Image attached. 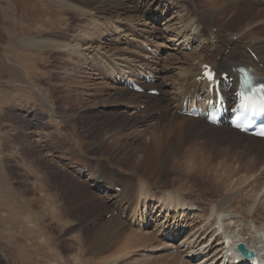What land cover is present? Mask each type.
<instances>
[{
	"label": "rangeland",
	"instance_id": "rangeland-1",
	"mask_svg": "<svg viewBox=\"0 0 264 264\" xmlns=\"http://www.w3.org/2000/svg\"><path fill=\"white\" fill-rule=\"evenodd\" d=\"M60 1L63 5L51 0H0V264H209L203 257L211 259L217 246L196 261L198 253L188 248L197 238L189 239L201 227L200 216L229 198L231 213L243 215L248 210L246 220L260 227L264 185L255 184L257 175L239 183L244 174H232L221 158L208 163V154L198 158V167L172 163L145 174L149 170L136 165L144 158L136 134L149 141L159 117L170 107L176 111L184 82L178 78L186 70L187 56L197 57L196 63L198 56L207 62L215 58L217 40L199 35L196 24L189 33L187 24L194 22L200 8L216 16L223 6L213 8L209 0L159 4L148 0L142 6L135 0H91L93 6L87 5L90 0ZM117 1L127 8L113 6ZM236 1L226 0L224 8ZM261 7L264 2L252 14ZM26 37L48 40L49 46L24 47L21 40ZM238 38L235 35L234 41ZM260 39L253 43L263 45L264 38ZM50 41L69 46L51 47ZM146 46L160 49L152 59L155 63L143 58L149 55ZM144 64L157 77L151 86L163 89L154 100L113 82L126 71L131 78L135 65ZM121 91L128 93L121 96ZM117 97L120 101L112 104ZM176 97V104L170 102ZM160 100L162 104L152 109ZM132 106H139L136 113ZM112 119L128 123L116 126ZM108 133L116 136H104ZM115 137L120 141L114 147L110 141ZM203 139L194 138L184 147ZM228 175L229 184L219 181ZM139 187L146 196L142 205L119 194L137 193ZM164 195L179 196L188 210L163 208ZM118 196L122 202L116 210ZM123 208L127 213L122 218ZM112 217L123 229L104 236L100 228ZM175 220L180 221L176 227ZM168 226L185 231L179 242L182 232L161 240ZM200 240L201 250L212 241Z\"/></svg>",
	"mask_w": 264,
	"mask_h": 264
},
{
	"label": "bare ground",
	"instance_id": "bare-ground-1",
	"mask_svg": "<svg viewBox=\"0 0 264 264\" xmlns=\"http://www.w3.org/2000/svg\"><path fill=\"white\" fill-rule=\"evenodd\" d=\"M51 1H53L56 4L57 2H59L60 5H63L64 3L63 1H60V0H51ZM163 1L165 0H153L155 4H159ZM206 1L208 2V0ZM225 1L226 0L224 1L223 0H209L210 3L214 4V5L211 4L213 8H216L217 5L223 6L222 10L218 13V15L214 16L211 12H208L205 9L200 8L198 10V13L194 17V22L190 24V22L187 21L188 22L187 25H189L188 27L189 33L192 31V28H194L196 24L197 28L200 27V32L199 33L197 32L199 35L204 36V34H209L208 35L209 39L213 36V39L217 40L218 45H217L216 50L212 52L215 58L214 59L210 58L209 59L210 62H207L206 60L202 61V57L198 56L199 60L196 63L195 61H197V57L195 56L193 57V55L187 56L188 58L186 59L187 60L186 70L185 72H182L178 78V81L181 79L182 81H184L182 85L183 92L181 94L184 99L187 97L195 96L199 90L202 91V89L206 86L207 82L203 77L202 71L199 70V68L202 67L203 64L211 65L217 71L218 76L223 73H228L229 76L232 77L233 79L231 83L233 91L236 90V88L238 87V73L234 72L233 70L234 67L252 66L257 69V72H258L257 74L259 76L264 77V43L263 45H260V46L253 43V41L261 40L260 38H264L263 37L264 35V7L257 8V9H260L259 12L252 14V12L255 11L254 9H256V7L259 6L262 2H264V0H237L235 3L231 5L229 4V6L224 8L225 5H223V3ZM147 2L148 0H135V3H138L137 6L146 5ZM93 4L94 2L91 0L87 2L88 6H93ZM113 6L123 7L124 9L127 8V6L125 5V2H121V1L119 2L117 1V4L113 3ZM214 29H216L215 33L213 31ZM235 35L239 36L237 41H234ZM245 39L249 40V42L245 43L244 42ZM47 42L49 41L44 40V39H35L33 37H26L23 40H21V44L24 47H27V48L29 47V48H34V49L47 48V46H49ZM51 43H52V45H50L51 47H58L60 49L69 46V44H66L65 42L64 43L63 42H51ZM206 45L209 46V43L207 42V44L205 43L204 45H202L201 52H205L204 50L207 49ZM248 47H250L253 50V52L256 53V56L259 59L258 62L249 54V52L247 51ZM72 48H75V46L74 47L72 46ZM72 48L70 47V50ZM157 50L159 51L160 49L158 48ZM154 52L157 53V51H154ZM72 64H75L76 66L78 62L77 63L73 62ZM197 69L199 71L195 72ZM118 72L122 73V70L121 71L118 70ZM125 73H127V71ZM125 73L123 74L125 75ZM143 73L146 74V72L144 71ZM143 73H140V74H143ZM129 74H132V73H129ZM124 75L121 74V78H125L126 75L125 76ZM112 77L113 79L118 78V76L116 77L115 75H111L110 78L112 79ZM131 78H133V76ZM113 82L116 83L117 81L113 80ZM146 86H149L152 88V89L148 88L149 90H154V88L151 85H146ZM122 89L130 91V89L126 87V84H123ZM128 91H121L120 95L122 96L123 94L128 93ZM158 91L160 92V95H161V92L163 91V89L161 88ZM150 97L152 100H154L152 96H149V98ZM120 99L121 98L119 97L111 99V100H114L112 104L119 102ZM178 99L179 98L176 97L172 99L170 102H173L176 104ZM159 102L162 104L161 100L155 101L153 103L152 109H156ZM132 107L135 110L134 113H136L138 111L139 106L138 107L132 106ZM177 107H178L177 105H174V108H176L175 112H173V108L170 107V109H167L166 112L163 113V115L159 117L158 119L159 127H157V130L150 132V134L148 135L149 141L142 140L143 139L142 137L144 136V134L141 137L138 136L139 134H136L138 141L141 143L144 149V152H143L144 155H142L144 156L143 164H138V162H136V165L137 167H139V169H144L145 171L149 170L145 173L149 175L151 174L150 171L152 172H157V170L162 171L163 168L167 166L169 167V165H171L172 163H175L180 166H184L186 165V163L187 164L192 163V166L198 167L200 166L198 165L200 162L199 160L200 157H202L203 154L204 155L208 154L209 158H206L207 160H209L208 163L210 161H215L216 159L221 158L223 163L225 162L228 163V165H226V169L228 168L232 174L234 175L244 174L239 180V183L248 182L251 179V177L257 175V178L255 179V184H257L258 186L264 185V182H263L264 173H262V171L264 170V139H259V138H255V137L248 136L245 134H241L227 127L215 128V127L210 126L209 124H207L205 121L201 119L183 117L177 114L178 113ZM114 119H112V122H115L116 126L118 124L124 125L128 123V120H123V121L121 120L120 122ZM129 119L131 120V118ZM113 135L116 136L115 134H112V133L104 134V136L106 137L108 136L112 137ZM199 136L204 137L205 139L203 140L205 141L197 142L195 144L194 143L190 144V146L187 148L184 147L190 140L194 138H199ZM106 140H109V139L106 138ZM119 141H120L119 138L115 137L112 140V142L110 141V143L111 145H114L115 147V145H117ZM193 148L194 150H197V151H192ZM194 152H196L197 154H194ZM191 154L193 155L190 156ZM65 159L67 160V158ZM230 177H232V175H230ZM230 177L228 175L225 178H221L219 181H221V183H224V182L228 183L230 180ZM119 194L122 195L124 198L127 197L128 200L131 202L135 200L138 206L142 205L141 201L146 198L143 187L140 188L137 193L131 190L129 194L128 193H119ZM252 200H254V197H252ZM129 201L128 203H131ZM229 201H230L229 198L220 200L218 204H214L210 208V212H208V214H206L205 216L204 215L200 216L202 217L200 219L201 220V225H200L201 227H199L200 229L197 228L196 230L197 233L195 235L193 236L190 235V237L188 236L189 239H194L193 237H197V238L195 239L194 243L189 245L188 248L191 249L192 253L194 252L200 253L201 251H204V252L208 251L209 248L210 249L213 248L212 246L216 244L217 246L216 251H218L219 256H215V257L213 256L208 261L206 260L209 257H205L203 258L204 260H202L205 263L208 262L209 264H216V259L221 262H226L227 256H225V254H227V252H232V253L236 252L237 244L243 243L245 244V246L248 247V249L255 252L259 259L264 260V224L262 223L260 227H258L254 223H253L254 226L251 225V222L246 220L248 219L247 218L248 210L243 215L231 213L229 210L230 205H227ZM119 202H122V201H121V198L118 196V201L115 202L116 210L119 207ZM183 202L186 203L179 196L172 197L171 195H164L162 197V203L164 204L163 208L167 206V209H170V210L171 208L177 210V208H179L178 206H184L182 209L188 210V205L185 206ZM235 202L237 203V201ZM247 203L244 205H247ZM238 204H240V201L238 202ZM189 209L191 210L190 207ZM121 210H123L124 215L125 213H127L126 208H123ZM137 210H135L134 212H136ZM242 211H244L243 208H242ZM177 212H174L173 210L171 211V213H175V214ZM163 213H167V212H163ZM177 223H180V221L175 220V223H174L175 227L178 226ZM168 225L172 226V224L170 223ZM122 226L123 225L119 223L118 219L112 217V220L110 219V221H106L105 224L102 226V228H100V230H101V233L103 232L104 236H108L109 234H112L115 231H117V229L122 230L123 229ZM138 226H140V228L144 227L142 226V224H139ZM163 226H165L166 228V225H163ZM169 226L166 230H164L161 240L163 239L165 240V237L166 236L169 237V235L175 237L176 233L180 234L182 232L181 233L182 236L180 237L178 236L180 239L177 237L178 238L177 242H179L181 240V237H183V234L185 231H183L181 227H179V229L177 228V229L172 230L170 229ZM165 228H162L161 226V229H165ZM169 230H172V233L169 234L168 232ZM175 230L177 231L175 232ZM203 237L209 238V243L211 240L212 241L208 245H205V243L203 242L204 245L202 243L203 245L202 247L205 246L206 248L204 247L205 249L201 250L202 248L201 249L198 248V246L199 247L201 246L198 244L199 243L198 241ZM150 240L153 241L154 238ZM173 241L174 239L172 240V242ZM196 248L198 249L195 251ZM196 257L197 255L195 256V261H196Z\"/></svg>",
	"mask_w": 264,
	"mask_h": 264
},
{
	"label": "water",
	"instance_id": "water-1",
	"mask_svg": "<svg viewBox=\"0 0 264 264\" xmlns=\"http://www.w3.org/2000/svg\"><path fill=\"white\" fill-rule=\"evenodd\" d=\"M237 250H239L245 258H248L250 255L253 254L252 252H248L247 247L243 243H239L237 245Z\"/></svg>",
	"mask_w": 264,
	"mask_h": 264
},
{
	"label": "snow or ice",
	"instance_id": "snow-or-ice-1",
	"mask_svg": "<svg viewBox=\"0 0 264 264\" xmlns=\"http://www.w3.org/2000/svg\"><path fill=\"white\" fill-rule=\"evenodd\" d=\"M261 87H264V85H261Z\"/></svg>",
	"mask_w": 264,
	"mask_h": 264
}]
</instances>
